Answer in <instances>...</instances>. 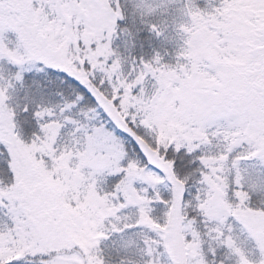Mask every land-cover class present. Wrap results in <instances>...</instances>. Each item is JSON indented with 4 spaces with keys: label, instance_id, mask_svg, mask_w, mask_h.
<instances>
[{
    "label": "snow or ice",
    "instance_id": "6c2138e0",
    "mask_svg": "<svg viewBox=\"0 0 264 264\" xmlns=\"http://www.w3.org/2000/svg\"><path fill=\"white\" fill-rule=\"evenodd\" d=\"M0 264H264V0H0Z\"/></svg>",
    "mask_w": 264,
    "mask_h": 264
}]
</instances>
